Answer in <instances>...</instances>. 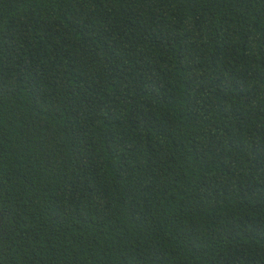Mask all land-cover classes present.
Here are the masks:
<instances>
[{
	"label": "trees",
	"instance_id": "obj_1",
	"mask_svg": "<svg viewBox=\"0 0 264 264\" xmlns=\"http://www.w3.org/2000/svg\"><path fill=\"white\" fill-rule=\"evenodd\" d=\"M0 264H264V0H0Z\"/></svg>",
	"mask_w": 264,
	"mask_h": 264
}]
</instances>
